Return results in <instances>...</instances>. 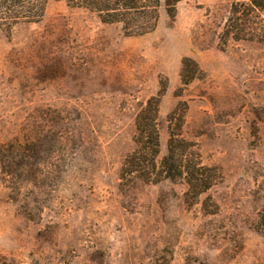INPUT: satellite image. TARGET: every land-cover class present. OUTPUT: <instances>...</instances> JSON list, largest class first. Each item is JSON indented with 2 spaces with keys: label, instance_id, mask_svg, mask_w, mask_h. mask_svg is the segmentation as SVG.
<instances>
[{
  "label": "rangeland",
  "instance_id": "rangeland-1",
  "mask_svg": "<svg viewBox=\"0 0 264 264\" xmlns=\"http://www.w3.org/2000/svg\"><path fill=\"white\" fill-rule=\"evenodd\" d=\"M159 1L143 37L55 0L0 27V264H264V45L220 44L238 0H182L173 20ZM160 94L158 159L173 126L222 176L191 205L183 181L120 187Z\"/></svg>",
  "mask_w": 264,
  "mask_h": 264
},
{
  "label": "trees",
  "instance_id": "trees-1",
  "mask_svg": "<svg viewBox=\"0 0 264 264\" xmlns=\"http://www.w3.org/2000/svg\"><path fill=\"white\" fill-rule=\"evenodd\" d=\"M50 0H0V27L11 33L19 25L42 21ZM64 1L71 9L95 15L102 24L118 25L126 37H143L157 28L162 5L159 0H55ZM182 0H165L164 10L170 19L176 17V6ZM222 47L230 41L264 45V0H238L232 3L229 15L219 35ZM198 65L185 59L182 62L181 82L188 86L199 75ZM150 98L135 122L136 150L126 157L120 174L124 190L138 184H158L162 181H183L188 187L186 204H193L222 180L217 168L201 163L194 145L186 142L170 127L167 153L160 155L159 109L161 97ZM176 113L170 119L173 123ZM182 121L178 116L177 120ZM212 206L204 211L213 214ZM214 207V206H213ZM254 231L264 239V207L258 212ZM152 264H160L159 262Z\"/></svg>",
  "mask_w": 264,
  "mask_h": 264
}]
</instances>
